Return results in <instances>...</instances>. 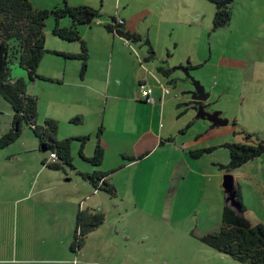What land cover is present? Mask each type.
<instances>
[{"label":"rangeland","instance_id":"374dc122","mask_svg":"<svg viewBox=\"0 0 264 264\" xmlns=\"http://www.w3.org/2000/svg\"><path fill=\"white\" fill-rule=\"evenodd\" d=\"M89 1L103 14L91 25H81L82 34L85 29L107 31L105 24L119 12L143 37L131 40L138 57L149 52V34L155 50L166 58L174 54L170 68H180L169 76L156 71L161 81L152 80L154 87L161 91L165 85L171 90L157 101L161 106L156 110L148 103L140 102L137 110V103L130 104L125 98L118 101L120 107L114 114L119 121L112 128H116L114 136L123 141L118 140L115 154L109 151L105 163L96 167L112 170L109 179L117 188L116 195L95 191L89 182L84 189L78 169L44 164L43 158L51 160V151H44L32 127L23 123L20 137L0 149V264H248L222 253L209 238L221 229L226 174L234 176L249 220L264 224V154L236 169L223 167L231 161L226 143L246 142L248 133L253 142L264 140V0H234L231 20L222 27L214 24L216 6L209 0ZM31 2L49 10L65 5L64 0ZM150 4L155 12L146 15L143 8ZM71 21L64 17L61 26H69ZM56 24L52 13L45 26L46 52L37 70L39 76L30 81L15 60L13 77H24L28 92L38 93L39 125L58 116L59 140L81 129L96 130L100 122L110 130V111L103 117L108 94L98 93L100 82L93 75V65L87 78L89 89L77 85L84 77V60L57 51L78 47L80 53L81 43L56 35ZM90 34L86 35L89 40ZM92 38L89 46L105 42L94 32ZM188 61L196 67L187 69ZM188 72L209 94V111H220L228 124L212 127L210 119L198 117L201 110L188 104L189 91L195 88ZM79 112L85 122H72L69 117ZM13 117L12 105L0 94V136L11 128ZM104 126H100L102 132ZM160 126L178 144L184 140L188 146L215 149L200 157L189 149L185 160L182 150L174 149L178 144L164 143L168 135L148 151L145 143L138 144L140 138L151 141V132H161ZM97 133L86 143L90 156L95 152ZM81 144L76 138L72 141L74 165L94 170L82 158ZM145 152L149 153L130 163L132 157ZM81 201L82 207L103 212L105 221L88 234L82 248L73 250ZM23 209L29 223L17 215ZM31 222L37 229L31 228Z\"/></svg>","mask_w":264,"mask_h":264},{"label":"trees","instance_id":"16d2710c","mask_svg":"<svg viewBox=\"0 0 264 264\" xmlns=\"http://www.w3.org/2000/svg\"><path fill=\"white\" fill-rule=\"evenodd\" d=\"M216 6L214 24L216 27L227 25L232 16L231 3L234 0H209ZM65 5L55 7L52 10L40 9L33 5L31 0H0V94L12 105L14 117L11 128L0 136V149L14 143L22 133L23 123L29 124L35 134L41 140V145L55 153V161H44V164L54 169H61L65 165L77 169L73 162L72 141L74 138L82 142L80 154L88 161L93 171L78 173L84 180L93 185L96 190H103L110 195L117 194V188L109 179L110 173L101 171L96 167L102 164L104 148L98 141L95 146L94 155L87 157L84 147L90 139V135L69 137L64 140L57 138L59 124L55 119H48L44 125L37 123L38 98L28 92V83L24 77L14 78L12 75V64L18 60L20 66L27 71L30 81L39 76L37 70L46 52L45 26L47 19L53 13L57 24L54 33L62 39L79 41L81 43L80 53L57 51V54L70 58L84 60L83 70L89 58L88 47L82 37L81 25L92 24L102 16L100 9L92 4L72 5L64 0ZM71 18V25L61 26V19ZM106 29L127 39L128 42L142 40V35L127 29L125 21L111 17V21L105 24ZM149 51L154 54L153 46L149 39ZM86 61V62H85ZM188 62L187 69H192ZM159 70L165 73L163 67ZM144 102L147 100L144 98ZM102 127L99 128L97 137H100ZM248 141L226 143L231 151V161L226 168L236 169L246 164L253 158L264 154V140L257 139L253 142L252 134H246ZM215 147L199 148L192 150L195 157L202 156L205 152L214 150ZM239 202L242 204L243 213H237L228 205L224 206L223 221L219 234L211 237L214 247L222 253L228 254L243 263L264 264V224L252 223L246 216L247 207L243 200L240 188L237 187ZM105 221V214L91 208L80 209L77 214V222L71 248L78 250L84 245L90 232Z\"/></svg>","mask_w":264,"mask_h":264},{"label":"crops","instance_id":"0c3cea01","mask_svg":"<svg viewBox=\"0 0 264 264\" xmlns=\"http://www.w3.org/2000/svg\"><path fill=\"white\" fill-rule=\"evenodd\" d=\"M68 1L72 5L91 4V3L93 4V2L89 1V0H68ZM119 1H121V0H119ZM129 1L130 0H127V2H129ZM143 9L145 10L146 15H150L153 12V10L155 12V8H153V7L151 8V4L148 7H144ZM114 16H116L117 18L123 19L125 21V25H126L128 30H130L132 32L140 33V32H138L139 30H136L133 26L129 25V21L126 20L124 17H122L121 13L118 12V14H115ZM65 25H68V24H65ZM89 32H91L90 40L86 36V35H88ZM92 32H94V35L96 33V36H98V35L103 36L105 38V42L102 44L96 42V43H94L93 46H91V45L89 46V44H90L89 41H91V39H94V38H92ZM81 33H82V31H81ZM82 37L86 40L85 43H86L87 47L88 48L90 47L88 49L90 52V56H89L90 58L86 62L87 64L85 66V69L83 70L84 71V73H83L84 77H82V79L80 81H78L77 85H79V87L82 88L83 90L89 89L88 86H90V84H87V78H88L89 72L90 71L92 72L91 65H93V67H94L93 75L96 78V80L100 82L99 83L100 87L97 88L98 93L102 95L103 93L106 92L108 94V95H106L107 100H106V103L104 104V108H103V111H104L103 117L106 115L107 112L110 111L109 116L112 120L110 130H107V127L104 126V122H100V123L96 124V127L98 129L100 126H104V130L101 133L100 137H97V139L95 138L96 139L95 143H97L99 141L100 144L102 145V147L104 148V158L102 161V164H103L106 161V158H107L109 151H112L113 153L117 151L115 149V147L118 146V144H117L118 140L123 141L121 139L122 137L118 138V137L114 136V134L116 133V128H112V127L117 126V122L119 121V119L116 118V116H115L117 113L114 114L115 110H119V107H120L118 101H120L121 98H125L127 100V102H129L130 104H132V103L136 104L137 103L136 105H137V110H138V108L140 106V102L146 103V102H144V97L141 94V87L142 86H148V87L153 88V95L156 97L155 103H148V104H151L153 106V109L156 110L158 108V106H161V104L159 105V103H157V101L159 99L161 100L167 94L171 93V92L165 93L164 89L168 88V87H165V85H164V89L160 91L156 87H154L153 83H151V81L155 80V79L156 80L158 79L159 81H161L159 79L160 74L156 73V71L159 72L160 71L159 68L163 67V69L165 71V73H163V74H165L166 76H169L170 74H172V72L175 69H179V67H175L174 69L170 68V63H172L171 57L174 54L171 55V53H169V56H168L169 58H166L164 55L160 54L158 52V50H155V48L151 42V38H150L149 34H148L149 38H147V39H149L151 45L153 46L154 54H151L149 51L148 53L140 54V57H138L137 52L134 51L135 48H134V45L131 44V42H128L126 38H124L118 34L111 33L108 30L104 31V29H101V28L98 29L97 28V29H93V31H91V30L85 29L84 34H82ZM110 44H111V46H110ZM66 52L78 53L79 49H78V47H74L70 51H66ZM153 59H154V62L151 64V62H152L151 60H153ZM166 62L168 63L167 65H166ZM188 62H190V61H188ZM162 63L164 66H160V64H162ZM187 65H188V63H187ZM68 68H69V66H68V64H66L64 67V69H66L65 74L67 73ZM94 77H90V79L94 78ZM52 78L56 79V77H54V76H52ZM31 94L37 95L38 93L34 91ZM122 95H125V96H122ZM162 106H163V104H162ZM38 110H39V107H38ZM74 115H78V116L76 118H74ZM57 117L58 116L53 115L51 118L52 119L55 118V120H56ZM69 119H73L72 122L75 120H78L80 122H85V116H84V114H82L80 112L78 114L74 113L73 115H71V117H69ZM160 127H162L161 132H159V131H158L159 133H157L155 131H153V133L151 132V134L153 136V138H151V139L153 141L151 140V141L146 142L144 139L140 138L138 140V144H140L142 142L145 143V147L148 151L152 147L156 146V144L158 143V140L162 139V141H164L163 138L166 135H168L167 136L168 138L164 141L165 144H168V145H169V143H173L174 145L178 144L176 138L169 135V133L166 135L164 134V132H163L164 126H160ZM97 128H96V130L95 129L93 130V128H90V130H88V131L86 129H81V130H78V132L73 133L71 135H74L72 137L90 135V138H93L95 131L98 132ZM159 135H160V137H159ZM163 135H165V136H163ZM161 137H163V138H161ZM162 141H161V144L163 143ZM188 143L189 142H185L183 140L180 144H178L176 147H174V149L176 151L181 152L180 149L182 150V153H183L185 160H187V153H188L187 150L190 149L192 151V150H195L197 148H202L201 146H196V144H191L188 146ZM87 148L88 147H86V145H85L84 153L87 157H91L89 152L87 153ZM147 153H149V152H147ZM147 153L145 152L139 158L132 157L130 160L131 161L130 163H133L134 161L141 159ZM50 157H51V155H50ZM43 161L51 162L52 160H50V158H43ZM123 165L125 166L127 164H123ZM117 166H118V164H117ZM117 166H113V169H115ZM124 166H122V167H124ZM118 167H121V166H118ZM76 168L78 169V171H83V172L93 171V170H81L82 168H80L78 166H76ZM101 171L109 172L112 170H101ZM174 172H175V170H174ZM109 173H111V172H109ZM72 179H73L72 177L69 178V180H72ZM82 180H84V179H82ZM85 182H88V181L84 180V183L82 185V186H84V189L86 187ZM93 189L95 191H100V190H96L94 187H93ZM82 206H83V203L81 201L80 206H79V210L85 209V207H82ZM245 214L247 217H249L248 210H246ZM17 215H19L21 217V219L25 218L29 223L28 212H26L25 209L19 211ZM30 224L33 225L31 228L37 229L34 222H31ZM254 224H256V223H254ZM27 226H28V224H27ZM52 231H53V227H52Z\"/></svg>","mask_w":264,"mask_h":264},{"label":"water","instance_id":"95a60500","mask_svg":"<svg viewBox=\"0 0 264 264\" xmlns=\"http://www.w3.org/2000/svg\"><path fill=\"white\" fill-rule=\"evenodd\" d=\"M180 68V67H179ZM187 70V69H186ZM187 77L191 78L193 81V84L195 85L196 92H204L205 88L201 86V83L199 81H195L194 77L188 72ZM193 93L192 91H189ZM208 98H205V100ZM208 104H206L207 106ZM196 109H200V113L198 114V117L202 118H208L212 122V127L222 126L229 123L228 119H225L221 116L220 111H215L214 113L210 114L203 111V104H199ZM44 151L47 150L46 147L43 145L41 146ZM223 189L224 193L226 194V204L233 208L237 213L242 214V204L239 202L238 193H237V187L235 178L232 174H226L224 176L223 181Z\"/></svg>","mask_w":264,"mask_h":264},{"label":"flooded vegetation","instance_id":"af4514ba","mask_svg":"<svg viewBox=\"0 0 264 264\" xmlns=\"http://www.w3.org/2000/svg\"><path fill=\"white\" fill-rule=\"evenodd\" d=\"M191 79V78H190ZM193 93L189 92V103L192 107L196 108L199 106V104H203V111L207 112V113H214V112H210L209 108H208V102L207 99L205 100V98L209 97V94L204 90V92H196V88H194L192 90ZM206 104H208L206 106Z\"/></svg>","mask_w":264,"mask_h":264},{"label":"built area","instance_id":"2783aa9c","mask_svg":"<svg viewBox=\"0 0 264 264\" xmlns=\"http://www.w3.org/2000/svg\"><path fill=\"white\" fill-rule=\"evenodd\" d=\"M165 93H169L170 90L168 88L164 89ZM141 94L149 103H155L156 97L153 95V88L148 86L141 87ZM57 158L55 153H51V160L55 161Z\"/></svg>","mask_w":264,"mask_h":264}]
</instances>
